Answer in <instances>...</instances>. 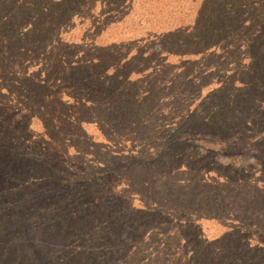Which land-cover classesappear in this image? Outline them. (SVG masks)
Instances as JSON below:
<instances>
[{
  "label": "rangeland",
  "instance_id": "rangeland-1",
  "mask_svg": "<svg viewBox=\"0 0 264 264\" xmlns=\"http://www.w3.org/2000/svg\"><path fill=\"white\" fill-rule=\"evenodd\" d=\"M133 1L123 19L96 38L104 46H130L131 81L118 86L129 87L127 102L108 107L104 93L87 90L83 133L67 126L51 150L44 143L55 131L46 132L36 114L12 134L7 128L0 132V207H6L0 208V264H240L238 255L250 247H258L264 264V230L258 228L264 225V211H244L239 202L256 208L260 200L264 205V75L256 85V76L231 83L228 75L212 73L216 66L234 65L227 62L234 41L213 51L188 48L184 38L195 30L203 0ZM74 34V42L87 41L79 26ZM173 34L183 38L181 45ZM160 41L173 51L158 54ZM148 46L155 49L154 56ZM251 59L243 56L240 76L251 71ZM42 63L28 72L41 68L46 74L49 62ZM127 69L121 67V74ZM190 74L194 81L187 82ZM21 87L11 85L13 96L0 105L15 103ZM73 95L69 90L63 99L73 102ZM19 101H24L21 94ZM161 130L167 138L176 132L191 138L175 141L171 157L159 149ZM61 137L70 143L66 155L60 153ZM128 150L132 156L125 155ZM138 154L147 162L146 170L124 164L112 169ZM88 165L100 168L85 175ZM236 170L245 172L237 175ZM59 172L76 181L70 187L59 185ZM226 177L254 179L247 190L237 187V197L225 193L237 208L201 204L212 190L210 181L222 185ZM28 200L34 207L23 222L14 217L5 221L12 207L20 211ZM75 217L83 222L69 225ZM177 229L184 230L180 241Z\"/></svg>",
  "mask_w": 264,
  "mask_h": 264
},
{
  "label": "trees",
  "instance_id": "trees-1",
  "mask_svg": "<svg viewBox=\"0 0 264 264\" xmlns=\"http://www.w3.org/2000/svg\"><path fill=\"white\" fill-rule=\"evenodd\" d=\"M133 2V0H0V100L13 96L14 91L11 85L12 87L22 86L16 99L14 98L15 103L8 101L0 105V132L5 133V128H7V131L10 130L12 134V131L20 123L21 125L22 123L27 124L24 121L26 117L30 118L36 114L46 132L55 131L54 135L51 133L52 137L44 143V147L51 150L49 147L51 142L56 141L58 134H65L64 130L67 126L78 134L83 133V114L85 113L83 109H87L86 101L89 100L86 95L84 97L87 90L104 93V104L108 107L112 105L120 108L118 103L127 102L129 94L126 92L129 87L118 89V86L120 82L130 83L129 81H131L130 63L133 58H128L130 46L125 43L104 46L96 43V38L109 25L123 19L132 9ZM199 13L195 30L184 38L186 41L184 43L189 46L188 48L213 51L220 46V43L234 41V46L231 49L233 55L230 60L227 59V62L232 61L234 65L216 66L212 73H219V77L228 75L229 80L227 81L231 83L234 79L246 82L256 76L254 83L259 84L258 79L260 80L264 75V0H203ZM78 26L82 32L81 38L87 40L84 43H77L71 39ZM172 40L181 45L183 38L173 34ZM159 43L161 46L158 54L163 53L164 50L173 51V47H169L170 45H165L163 41ZM242 44L247 46L244 48ZM146 49L150 50L151 56L155 55L154 48L148 46ZM175 49L178 51L177 48ZM245 55H251L252 62L249 65L251 71L240 76L237 70L239 65H242ZM42 61H48V65H50L46 68V74L41 68L31 73L28 72L34 66L41 67L44 64ZM121 67L128 68L126 72L123 71V75ZM111 70L112 72H110ZM187 78V82L194 81L193 74L188 75ZM118 79L120 81H117ZM5 87H7V91H1ZM69 90L76 94L71 97L73 102H69L70 99H63ZM20 94L25 102L19 101ZM154 95L159 96L157 92L149 93V96ZM135 101L136 99H134ZM225 109L222 108L221 111ZM127 114V112L123 113L125 117ZM129 119L126 118L127 121ZM207 124L208 128H206L211 129L212 125ZM58 130L63 131L57 133ZM164 132L161 130L157 133L163 139L159 149L166 151V155L171 157L175 156L172 153L175 141L191 138L190 135H183L181 132L172 133L167 138ZM143 136L148 137V131L144 132ZM86 139L91 141L88 136ZM223 140L227 142L229 139ZM204 141L207 142V139H203ZM58 142L63 146V150H60L61 155H66L65 152L70 143L65 144L63 137L58 139ZM204 149L208 150L207 152L210 151L208 147ZM130 150L125 155L132 156L133 151ZM124 153L126 152L124 151ZM139 154L134 156L133 161L130 160L129 164L128 161H117L113 164L112 169L124 164V168L131 165L130 169L133 168L137 171L145 167L144 170H146L147 162H143L141 158L138 159ZM85 168H88L85 175H90V172H95L100 167L88 165ZM243 172L245 170H236L237 175H242ZM59 173L56 177L59 185L70 187V183L76 181V177L70 173ZM52 176L49 177V180L55 183L51 179ZM251 182H254V179L245 181L243 178L233 180L230 177H226L222 185L210 181L212 190L210 194L202 196L201 204L211 202L213 207L216 205L219 208L227 206L237 208L238 205H234L233 201L230 202L229 197L226 198V194L237 193L238 195H234L237 197L240 193L237 192V187L240 185L241 191L247 190V187H251ZM239 202L244 211L250 210V213L263 215L264 210L260 209L262 205L260 200L259 205L257 204L258 208L257 206L255 208V205L251 203L247 204L240 198ZM31 203L32 200L25 201L24 207L20 211L16 207H12L10 211L15 215L8 212L5 215V221L10 222L11 217H14L17 221L23 222L34 207ZM59 216H61L60 213L55 218H59ZM77 222L83 221L75 217L69 225ZM52 226L56 228L55 223ZM258 228L263 231L264 225L258 226ZM177 231V241H180L185 235L184 230L177 229ZM170 233L174 234L173 228L170 229ZM12 236L10 235V238ZM168 243L171 245L170 241ZM257 249L258 247L247 248L246 252L238 255V263L249 264L254 258L256 261L253 264H261L262 252ZM193 257L198 260L195 255Z\"/></svg>",
  "mask_w": 264,
  "mask_h": 264
}]
</instances>
